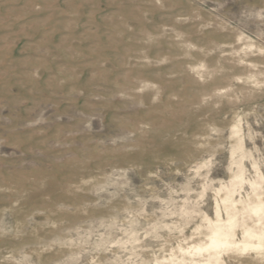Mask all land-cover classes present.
<instances>
[{
  "label": "rangeland",
  "instance_id": "obj_1",
  "mask_svg": "<svg viewBox=\"0 0 264 264\" xmlns=\"http://www.w3.org/2000/svg\"><path fill=\"white\" fill-rule=\"evenodd\" d=\"M0 264H264V0H0Z\"/></svg>",
  "mask_w": 264,
  "mask_h": 264
}]
</instances>
